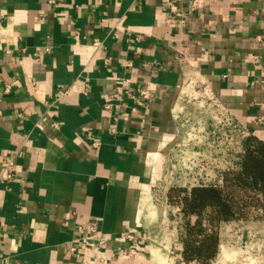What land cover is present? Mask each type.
Wrapping results in <instances>:
<instances>
[{
	"label": "crops",
	"instance_id": "1",
	"mask_svg": "<svg viewBox=\"0 0 264 264\" xmlns=\"http://www.w3.org/2000/svg\"><path fill=\"white\" fill-rule=\"evenodd\" d=\"M172 2L0 0V264H152L148 168L190 83L264 131V0Z\"/></svg>",
	"mask_w": 264,
	"mask_h": 264
},
{
	"label": "rangeland",
	"instance_id": "2",
	"mask_svg": "<svg viewBox=\"0 0 264 264\" xmlns=\"http://www.w3.org/2000/svg\"><path fill=\"white\" fill-rule=\"evenodd\" d=\"M186 87L177 138L164 159L148 168L149 208L154 211L149 229L152 264H264V207L256 204L249 190L224 189L242 207V213L228 220L211 222L214 214L209 206L197 215L182 210L186 194L182 189L199 184L222 186L226 171L239 167L243 138L254 134L264 139V131H250L238 123L199 84ZM187 224L195 225L190 239L215 232L214 257L204 262L184 259ZM200 228L202 234H198Z\"/></svg>",
	"mask_w": 264,
	"mask_h": 264
},
{
	"label": "trees",
	"instance_id": "3",
	"mask_svg": "<svg viewBox=\"0 0 264 264\" xmlns=\"http://www.w3.org/2000/svg\"><path fill=\"white\" fill-rule=\"evenodd\" d=\"M242 146L239 167L237 170L226 171L222 186L199 184L189 190L182 189L186 191L182 198V210L185 214L197 215L204 207L209 206L214 214L211 222L236 217L240 211L242 213V207L231 191L224 193L225 188L249 190L256 196V204L264 207V139L248 134L243 138ZM194 226L186 225L188 238L184 240V259L208 261L217 252V236L215 232L203 233L200 228L198 234L203 233L202 237L190 239L189 235Z\"/></svg>",
	"mask_w": 264,
	"mask_h": 264
},
{
	"label": "built area",
	"instance_id": "4",
	"mask_svg": "<svg viewBox=\"0 0 264 264\" xmlns=\"http://www.w3.org/2000/svg\"><path fill=\"white\" fill-rule=\"evenodd\" d=\"M198 2L199 0H173V2L170 4V11L172 13L170 19L176 18L179 20V22H184L187 15H189L191 11L198 5ZM185 4L187 5L186 8H184ZM139 94L143 98L150 97L149 91L144 88L139 91ZM106 107H108V105ZM94 144L97 143L94 142ZM10 164L11 162L8 161L1 170L0 181L7 180L12 177V171L9 169ZM76 229L79 232V236L70 241V244L66 249V253L72 254L75 257H79L84 253V251L87 248H94L95 246H101L104 243V239L102 237H99L98 234L100 233L98 232V229L94 223L88 224L85 227L79 225L76 227ZM85 230L88 232L87 235H83ZM128 237L131 238V235H128ZM125 253L131 255L135 253V248L132 247L129 251ZM83 264H87V263L84 262Z\"/></svg>",
	"mask_w": 264,
	"mask_h": 264
}]
</instances>
